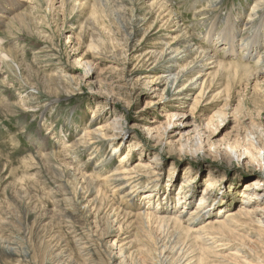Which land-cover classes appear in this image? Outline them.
<instances>
[{"label": "rangeland", "instance_id": "1", "mask_svg": "<svg viewBox=\"0 0 264 264\" xmlns=\"http://www.w3.org/2000/svg\"><path fill=\"white\" fill-rule=\"evenodd\" d=\"M3 1L11 8L10 0H0V6ZM255 1L135 0L133 17L125 1L118 2L120 13L114 16L86 1L81 11L69 16L67 1L62 9V0H57L54 12L48 13L43 0H33L19 10L26 20L11 23L13 15L2 19L0 57L1 53L14 56L9 63L0 58V264H244L245 258L248 264H257V257L264 260V160L257 153L264 150V42L255 51L248 44L251 60L250 55L241 58L244 46L257 39L264 25V8L256 9ZM251 13L258 17L249 20ZM146 16L157 23L149 33L139 20ZM230 21H238L234 53L211 43L222 37L219 33ZM92 41H99L97 50L90 48ZM168 46L182 50L174 55L168 51L161 59L152 55ZM187 48L192 51L186 53ZM213 53L231 61L228 69L217 74L214 60L209 59ZM172 56L183 60L172 63ZM259 59L261 64L256 63ZM87 60L94 67L85 77ZM241 61L252 67L237 70L233 65ZM181 67L191 74L187 73L190 80L181 77L174 84L172 76ZM202 67L197 85L194 70ZM214 75L212 86L208 77ZM204 81L206 95L195 109ZM217 112L224 118H217ZM98 128L115 137L102 144L104 152L95 153V159L90 160L96 145L75 153L67 148L87 129ZM44 143L47 147H39ZM112 143L118 148L105 175L122 155H129L127 169L141 180L129 203L121 197L130 188L114 193L95 177V187L106 193L98 196L85 178L102 159L100 153L113 154ZM53 150L58 159L49 157ZM257 179L263 185L254 199ZM146 191L154 195L149 202L143 198ZM204 194L209 196L205 215L190 224ZM242 209L252 214L241 215ZM145 211L153 217L149 226L142 221ZM176 217L182 227L175 225ZM210 230L223 235L221 244L226 247H220L219 255L212 251L218 242H207L212 250L203 252ZM200 235L204 239L198 240Z\"/></svg>", "mask_w": 264, "mask_h": 264}, {"label": "bare ground", "instance_id": "2", "mask_svg": "<svg viewBox=\"0 0 264 264\" xmlns=\"http://www.w3.org/2000/svg\"><path fill=\"white\" fill-rule=\"evenodd\" d=\"M30 1H33V0H10V7L11 8H8V7H4L3 5H4V1L2 2V6H0V12L2 13V15H0V26H3V22H2V19H4V18H8V16L10 15V16H12L13 15V17H12V20H11V23H13V22H16V23H18L21 19H25L26 17H24V16H26V15H22L21 13H19V10H20V8L21 7H24V4L23 3H29ZM57 0H43V2H44V4H47V8H46V10L48 11V13H50V12H54V3L56 2ZM66 1H67V3L71 6V14L69 15V16H71V15H73V13H75L77 10H80L81 11V8H82V6H83V4H81L83 1H86L88 4L89 3H94V7H96L99 11H101L102 13H104V12H108L107 14H109L110 13V15H112V16H114L115 15V13H120L119 11V9H120V5L118 4V2L120 1V2H123V1H125V2H128V5L130 6V12H131V14H132V16L134 17L135 16V12H136V9H135V0H62V9H65V7H66ZM137 1V0H136ZM158 1V0H157ZM160 1V0H159ZM198 1V0H197ZM9 2V1H8ZM37 2V1H36ZM86 2H84V3H86ZM168 2V1H167ZM164 3V2H163ZM170 3V2H169ZM88 4H86L87 6H88ZM90 4V5H91ZM121 4V3H120ZM166 4V3H165ZM85 6V5H84ZM255 6H256V9H260L261 11L263 10V8H264V0H256L255 1ZM43 7V6H42ZM45 7V6H44ZM164 7V6H163ZM162 7V8H163ZM166 7V6H165ZM207 7H209V5L207 6ZM211 7H213L212 6V4L210 5V8ZM161 8V7H160ZM67 9V8H66ZM83 9V8H82ZM204 9H206L205 7H204ZM162 10V9H161ZM164 10H166L165 8H164ZM35 11V10H34ZM66 11V10H65ZM94 11H95V8H94ZM163 11V10H162ZM0 13V14H1ZM164 13V12H163ZM172 13V12H171ZM170 13V14H171ZM200 13V12H199ZM96 12L94 13L93 11L91 12V17L92 18H95V16H96ZM202 14H203V12H202ZM117 15V14H116ZM196 15V14H195ZM201 15V14H200ZM206 15V14H205ZM205 15H203L204 17H205ZM234 15V14H233ZM260 15V14H259ZM138 16V15H137ZM107 17H108V15H107ZM118 17V16H117ZM159 17V16H158ZM168 17H169V15H168ZM202 17V16H201ZM228 17V16H227ZM249 20H251L252 18H254V17H258V14H256V15H254V14H249ZM261 17V16H260ZM262 18V17H261ZM264 18V17H263ZM96 19V18H95ZM137 19V18H136ZM26 20V19H25ZM138 20V19H137ZM139 20H141V22L143 23V25H144V23H145V25H147L146 26V33H149V32H151L152 31V29H153V27H154V25L155 24H157L156 23V21H152V19H150L151 20V22H149L150 20H148V17L146 16L145 18H143V19H140L139 18ZM177 20V19H176ZM227 20V19H226ZM229 20V19H228ZM93 21H95V20H93ZM148 21V22H147ZM263 21H264V19H263ZM262 21V22H263ZM159 22V21H158ZM200 22V21H199ZM226 22H228V21H226ZM261 22V23H262ZM179 23V22H178ZM173 24V23H172ZM175 24V23H174ZM179 25V24H178ZM20 26H21V24H20ZM183 26V25H182ZM226 26V28H225V30H222V32H220L219 33V35H221L222 37H217L216 38V40L215 41H212L211 43H212V45H214L215 47H218L217 45H220L221 44V46H219V47H223V45L225 46V48L223 49V50H225V49H227V47L229 48V50H228V52L230 51V53H234L233 51H231V48L233 47V45H235V41H236V35H237V31H238V21H230V23L228 24V25H225ZM24 27V26H23ZM86 27V26H85ZM179 27V26H178ZM235 27H237V29L236 30H234V28ZM21 28V27H20ZM180 28V27H179ZM178 28V29H179ZM224 28H222V29H224ZM24 29V28H23ZM182 29V28H181ZM184 29V28H183ZM260 30H261V32H257V39H254V40H252L251 42H248L247 43V47L246 46H244V45H242V46H244L245 48V53H243L244 54V56H242L241 58L243 59L245 56H247V55H250V57H249V60H251V57H252V55L249 53L250 51H251V49L249 48L250 46H253V49H254V51H255V49H257V48H261L262 47V45H263V42H264V25H262L261 27H260ZM259 29L257 30V31H260ZM145 31V30H144ZM183 31V30H182ZM180 32V31H179ZM133 35V34H132ZM131 35V36H132ZM14 36V35H13ZM135 36V35H134ZM179 36V35H178ZM177 36V37H178ZM22 37V36H21ZM232 37V38H231ZM242 37V36H241ZM181 38H183V37H181ZM187 38V37H186ZM19 39V38H18ZM24 39V38H23ZM188 39V38H187ZM176 40V39H175ZM179 40H180V38H179ZM191 40V39H190ZM246 40V39H245ZM18 42V41H17ZM93 43H95V44H93L92 43V45L90 46V48L92 49V50H97V43L99 44V41H92ZM177 42V41H176ZM180 42H182V41H180ZM184 42V41H183ZM194 42V41H193ZM189 43V42H188ZM223 43V44H222ZM246 43V42H245ZM181 44V43H180ZM248 44L250 45V46H248ZM255 45H257L256 47H255ZM20 46V45H19ZM167 46V45H166ZM165 46V47H166ZM177 46V45H176ZM183 46V45H182ZM182 46H178V47H176V48H171V47H167V49H165V47H164V49L162 48V51L161 52H158V51H154L153 53H152V55L153 56H155V57H158V58H165V56L167 57V55H166V53H168V51H170V54L171 55H174V54H178L181 50H182ZM241 46V47H242ZM17 48V47H16ZM243 48V47H242ZM17 49H19V48H17ZM157 49V48H156ZM159 49H161L160 47H159ZM201 49V48H200ZM241 49V48H240ZM202 50V52H203V54H205V52H206V50H203V49H201ZM212 50V49H211ZM243 49H241V51H242ZM5 51V50H4ZM192 50L191 49H189V48H187V50H186V53L188 52H191ZM195 51V50H194ZM214 51V50H213ZM247 52V53H246ZM197 53V52H196ZM252 53V52H251ZM12 54V53H11ZM214 54V53H213ZM212 54V55H213ZM185 55V54H184ZM200 55V54H199ZM12 56H14V55H12ZM11 55H9L8 53H1V59H2V61L3 62H7V63H9V61H11V60H13V57H12ZM170 56V55H169ZM176 56V55H175ZM175 56H172V58H171V60L173 61L172 63H175V64H177V63H179V61L180 60H183V58H181V59H178V56L176 57V58H174ZM191 56V55H190ZM201 56V55H200ZM16 57V56H15ZM181 57V56H180ZM179 57V58H180ZM186 57V56H185ZM220 57H223V56H219V54H217V53H215L213 56H210V61H212V60H214V62H213V64H215L214 65V69L216 68L217 69V74H219V72L220 71H222V70H224V69H228L227 67H226V64H229V63H227L226 61H225V59H223V58H220ZM204 58H205V56H204ZM203 58V59H204ZM152 59V58H151ZM154 59V58H153ZM152 59V60H153ZM194 59V58H193ZM206 59V58H205ZM208 59V60H209ZM263 59V58H262ZM185 60V59H184ZM162 61V60H161ZM166 61V60H165ZM205 61V60H204ZM260 61H261V59H259L258 60V62H256V63H260ZM197 62V61H196ZM202 62V61H201ZM234 62V61H233ZM242 62V61H241ZM236 63V64H234L233 66L234 67H236V69L237 70H241V69H248V68H250V67H252L251 65H249V63H245V62H242V63ZM12 63V62H11ZM14 63V62H13ZM86 63V68H87V73L85 74V77H87V76H89V74L93 71V67H94V63H92V62H89L88 60H87V62H85ZM161 63V62H160ZM163 63V62H162ZM203 63V62H202ZM264 63V62H263ZM191 64H194V63H191ZM198 64H199V61H198ZM206 64V63H205ZM205 64H204V68H206L205 67ZM210 64V63H209ZM261 64V63H260ZM18 65V64H17ZM171 65V64H170ZM211 65V64H210ZM178 66V65H177ZM192 66V65H191ZM198 65H197V63H196V65H194V67H197ZM212 66V65H211ZM6 67V66H5ZM168 67V66H167ZM166 67V68H167ZM200 67H201V64H200ZM160 68V67H159ZM179 68V67H178ZM203 67H202V69H200V68H198L199 70H194V71H198L197 72V82H196V84L198 85V82H199V77H200V74H202L203 72H204V69ZM255 70H257V67H253ZM12 69V68H11ZM10 69V70H11ZM18 69V68H17ZM20 69V68H19ZM158 69V68H157ZM168 69V68H167ZM166 69V70H167ZM213 69V68H212ZM156 70V69H155ZM159 70V69H158ZM188 70H189V68H188ZM207 70V69H206ZM239 70V71H240ZM259 70V69H258ZM257 70V71H258ZM170 71V70H169ZM168 71V72H169ZM171 71H172V69H171ZM231 71V70H230ZM253 71V70H252ZM15 72V71H14ZM13 72V73H14ZM191 72V71H190ZM225 72V71H224ZM244 72V71H243ZM16 73V72H15ZM14 73V74H15ZM188 72H186L185 71V67H181V69H180V71L176 74V75H174V76H172L173 77V83L175 84L181 77H185V78H187V76H188V74H190V73H188ZM223 73V72H222ZM258 73V72H257ZM20 74V73H19ZM172 74V73H171ZM216 74V75H217ZM248 74H249V72H248ZM255 74V73H254ZM16 75V74H15ZM191 75V74H190ZM203 75V74H202ZM212 75V74H211ZM221 75V74H220ZM263 75V74H262ZM209 76V75H208ZM259 76V75H258ZM16 77V76H15ZM260 77V76H259ZM9 78V77H8ZM60 78V77H59ZM209 78V80H210V82H211V84H212V86H213V84H215L214 82L216 81L215 80V78H216V76L214 75L213 76V78L212 77H208ZM212 78V79H211ZM257 78V77H256ZM251 79V78H250ZM22 80V79H21ZM188 80H190V78H187L186 79V81H188ZM248 80H249V78H248ZM258 80V79H257ZM9 81V80H8ZM7 82V81H6ZM205 82L206 81H204V83L201 85V87H200V92H199V95H198V97L199 98H196L195 99V101H194V105H193V107L195 108V109H198V106L200 105V101H201V99L202 98H204L205 97V95H206V88H205ZM228 82V81H227ZM5 83V82H4ZM181 83V82H180ZM186 83V82H185ZM191 83V82H190ZM208 83V82H207ZM209 84V83H208ZM195 85V84H194ZM211 86V85H210ZM211 86V87H212ZM231 86V85H230ZM183 88L185 87V86H182ZM227 87V86H226ZM229 87V86H228ZM229 88H231V87H229ZM25 89V88H24ZM27 89V88H26ZM28 90V89H27ZM231 90V89H230ZM183 91V90H182ZM182 91H180V92H182ZM185 91V90H184ZM180 92H178V93H180ZM228 92H231V91H229V89H228ZM181 94V93H180ZM226 95V94H225ZM218 96V95H217ZM215 97V96H214ZM221 97V96H220ZM217 98V97H216ZM211 99V97L209 98V99H207V100H205V101H209ZM37 100V99H36ZM213 100H214V98H213ZM231 100V94L229 93L228 95H227V101H230ZM5 101V100H4ZM29 101H31V100H29ZM7 102L9 103V101L7 100ZM27 102V101H26ZM25 102V103H26ZM31 102H33V101H31ZM226 103V102H225ZM11 104V103H10ZM6 105V104H5ZM229 105V104H228ZM11 106V105H10ZM27 106V105H26ZM29 106H30V104H29ZM227 106V105H226ZM242 106V105H241ZM4 107H6V106H4ZM19 107V106H18ZM228 107V106H227ZM1 108V107H0ZM3 108V107H2ZM10 109V108H9ZM11 109H12V107H11ZM7 110H8V105H7ZM21 110V109H20ZM26 110V109H25ZM240 110V109H239ZM2 111V110H1ZM16 111V110H15ZM23 111V110H22ZM225 111V110H224ZM20 112V111H19ZM20 114V113H19ZM22 115V114H21ZM24 116V115H23ZM175 117V116H174ZM216 117L217 118H219V119H223L224 118V116H223V113L222 112H217L216 113ZM97 120V119H96ZM9 121V120H8ZM221 121V120H220ZM223 122V121H222ZM220 123V122H219ZM91 125V124H90ZM58 126V125H57ZM92 126V125H91ZM107 129V131H108V128H106ZM250 136V135H249ZM115 137V134H106V130H104L103 128H98V129H95V130H93V131H90L89 129H87L86 131H85V133H84V136L83 137H81L78 141H75V142H73L71 145H69L67 148L70 150V151H74V153L76 152V151H78V150H82V149H87V148H89V147H91L92 145H96V148H95V150H94V152L91 154V158H90V160L91 159H95L97 156H98V154H97V156H95V153H97V152H100L102 149V144L104 143L105 145H106V143H110L109 141H112V139ZM249 138V137H248ZM255 143V142H254ZM103 144V145H104ZM115 145V144H114ZM113 145V143L110 145L111 146V152L113 151V154L111 155L110 153L107 155V152L106 153H100V155L102 156V159L94 166V168H95V170H93V172H92V174L88 177V179H87V176L85 175V178H86V180H89L88 182L89 183H91V188L98 194V196L99 195H106V193H105V191L102 189V188H99V187H95V184H96V179H95V177L96 178H98V180H99V178H101L102 180H100V181H102V183H103V187H106V188H111V189H113V190H115L114 191V193H117V192H123V191H125L124 189L125 188H130V191H128V192H126L125 191V193H122V197H121V200H122V202H124V203H129L130 201H131V199H132V196L137 192V188H138V186L140 185V179L138 178V176L136 177V174H134L131 170H129V169H127V165H128V162L129 161H127V159H128V157H129V155H122L121 157H122V159L120 160V163L116 166V168L108 175V176H106L105 175V173H107L106 172V170L108 169L107 167H108V163H110V162H108V160L110 161L111 159H112V157L116 154V152H117V148H118V146H114ZM39 147H47L46 145H45V143L44 144H40L39 145ZM93 147V146H92ZM249 147V146H248ZM38 148V147H37ZM105 148H106V146H105ZM50 150V149H49ZM258 150V149H257ZM65 151V150H64ZM103 151V150H102ZM247 152H248V150H246ZM245 151V152H246ZM261 151H264V150H258V152L257 153H259L258 155H259V157L261 158V160L263 161L264 160V157H263V155H264V153H262ZM50 152V151H49ZM104 152V151H103ZM60 153V152H59ZM78 153V152H77ZM262 153V154H261ZM89 154V153H88ZM62 155V154H61ZM249 155V154H248ZM251 156V155H250ZM49 157H51V158H53V159H58V157H59V155L53 150L52 151V153L49 155ZM252 157V156H251ZM256 157V156H255ZM47 159V157L45 158V160ZM44 160V161H45ZM48 161V160H47ZM51 161V160H50ZM258 161H260V160H258ZM53 162V161H52ZM57 164V163H56ZM261 165V164H260ZM82 167H84V166H82ZM263 167V166H262ZM84 173V172H83ZM79 174H80V172H79ZM80 176V175H79ZM58 181V180H57ZM99 182V181H98ZM60 183V182H59ZM86 183V182H85ZM101 183V182H100ZM62 184V183H61ZM261 185H263L262 184V182H261V180H259V179H257V180H255L254 181V183H253V188H252V191L254 192L253 193V195L250 193V195H252V198H254V199H257V197H259V194L257 193V191H262V187H261ZM57 187V186H56ZM156 186H154V188H155ZM148 188V187H147ZM181 189H183L182 187H181ZM91 190V189H90ZM111 191V190H110ZM207 191V190H206ZM206 191H205V193H206ZM151 193H153V192H150V191H146V192H144V195H143V198L146 200V202H149L150 200H152L153 199V197H154V195L153 194H151ZM91 194V193H90ZM108 194V193H107ZM139 194V193H138ZM72 195V194H71ZM71 195H70V197H71ZM78 195V194H77ZM186 195V194H185ZM66 197V196H65ZM69 197V196H68ZM207 197H209L208 196V194H204L203 195V197L199 200V202H198V207L194 210V212H192V214H191V216H190V220H189V222H190V224H192V223H196V221H198V218L200 219V218H203L204 217V215H205V212H204V210H206L207 209V207H205V204H206V202H207ZM76 198V197H75ZM100 198V197H99ZM139 198H141V197H139ZM183 198H185V196L183 197ZM74 199V198H73ZM179 201H182V197H180V198H177ZM143 200V199H142ZM78 202H80V201H78ZM72 203V202H71ZM75 203H77V202H75ZM159 203H160V201H159ZM74 204V203H73ZM136 204V203H135ZM76 205V204H75ZM74 205V206H75ZM79 205V204H78ZM131 206V205H130ZM166 206V205H165ZM168 206V205H167ZM76 207V206H75ZM79 208H80V205L78 206ZM135 207H136V205H135ZM256 207V206H255ZM81 210H85V208L83 209V208H80ZM138 209V208H137ZM148 209V208H147ZM134 210H136V209H134ZM142 210H143V208H142ZM260 210V209H259ZM77 211H79V209L77 208ZM254 211H258V206L256 207V209L254 210ZM255 212V213H256ZM82 213H83V211H82ZM117 213V212H116ZM246 215V216H249V215H251L252 213L251 212H247V210L246 209H242L241 210V215ZM115 216V215H114ZM169 216V215H168ZM237 216V215H236ZM119 217V216H118ZM172 217V216H171ZM153 217H152V215L151 214H149V213H147L146 211L143 213V215H142V221H144V225H147V226H149V223L151 222V220H153L152 219ZM140 219V218H139ZM159 220H161V219H159ZM166 220V219H165ZM229 220V219H228ZM163 221V220H162ZM161 221V222H162ZM168 221V220H167ZM175 225L176 226H179V227H182L183 225V223L179 220V218L178 217H176L175 218ZM166 222V221H165ZM229 222L231 223V221L229 220ZM259 223V222H258ZM143 224V223H142ZM168 224V223H167ZM218 225V224H217ZM221 225H222V223H221ZM239 226H243V225H239ZM220 228V227H219ZM244 229V228H243ZM192 232V228L191 227H188V229H187V233L188 234H190ZM224 232H227V231H224ZM229 232V231H228ZM201 233V232H200ZM234 234V233H233ZM237 234H239V233H237ZM207 235H208V238H207ZM207 235H206V240H205V243H203V244H205V245H203V252H204V250L206 251V252H208V251H211L212 249H210L207 245H206V243L207 242H209V241H211L213 244H216L217 242V247H216V249H213L212 251H215V252H213V254H216V252L217 251H220V247H223V246H225L224 244H221V239L223 238V235H222V233H220L219 231H208L207 232ZM236 235V234H235ZM233 236V235H232ZM222 237V238H221ZM226 237V236H225ZM198 238V240H200L201 238L202 239H204L201 235L199 236V237H197ZM229 239V238H228ZM197 240V241H198ZM224 240V239H223ZM232 241H233V239H231ZM231 242V241H230ZM261 242V241H260ZM210 243V242H209ZM224 243V242H223ZM235 243V242H234ZM228 243H226V245H227ZM207 247V248H206ZM219 247V248H218ZM226 247V246H225ZM128 248V247H127ZM217 249H219V250H217ZM243 249H245V248H243ZM242 249V250H243ZM123 250H124V248H123ZM240 250V249H239ZM242 250H240V252H242ZM244 251V250H243ZM251 251V250H250ZM152 252V251H151ZM246 252V251H245ZM255 252V251H254ZM125 253V252H124ZM156 253V252H155ZM212 253V252H211ZM249 253V252H248ZM248 253H247V256L246 257H248V256H250V255H248ZM259 253V252H258ZM202 254V253H201ZM205 254H207V253H205ZM238 254V253H237ZM260 254V253H259ZM121 255V254H120ZM216 255H219V254H216ZM239 255V254H238ZM161 256V255H160ZM255 256V255H254ZM261 256V255H260ZM218 257V256H217ZM253 257V256H252ZM257 257V255L255 256V257H253V258H256ZM239 258V257H238ZM249 258V257H248ZM203 260V259H202ZM257 261L256 262H258L257 264H261V262H262V264H264V260H262L261 258H259V257H257V259H256ZM112 261V260H111ZM236 261V260H235ZM242 262V261H241ZM255 262V261H254ZM255 262V263H256ZM244 264H248L249 262H248V260H247V258H245V261L243 262Z\"/></svg>", "mask_w": 264, "mask_h": 264}]
</instances>
